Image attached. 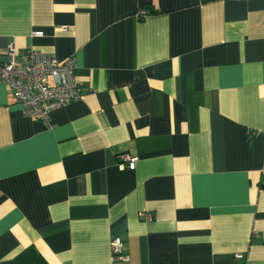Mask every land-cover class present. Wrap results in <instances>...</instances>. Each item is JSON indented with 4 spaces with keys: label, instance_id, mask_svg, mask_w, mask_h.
Returning <instances> with one entry per match:
<instances>
[{
    "label": "crops",
    "instance_id": "1",
    "mask_svg": "<svg viewBox=\"0 0 264 264\" xmlns=\"http://www.w3.org/2000/svg\"><path fill=\"white\" fill-rule=\"evenodd\" d=\"M11 49L81 97L46 123L0 78V264H264V0H0Z\"/></svg>",
    "mask_w": 264,
    "mask_h": 264
},
{
    "label": "built area",
    "instance_id": "2",
    "mask_svg": "<svg viewBox=\"0 0 264 264\" xmlns=\"http://www.w3.org/2000/svg\"><path fill=\"white\" fill-rule=\"evenodd\" d=\"M150 10L141 8L138 17L144 18ZM41 35V32H35ZM76 62L74 58L61 62L50 54L38 51L17 52L9 50L5 57L0 54V78L7 80L13 88L14 97L26 115L33 119L49 123V113L80 99V86L74 75ZM130 170L136 168V157L128 154L121 156ZM264 185V177L262 179ZM146 219L151 220L150 214ZM113 260H126L120 238L111 246Z\"/></svg>",
    "mask_w": 264,
    "mask_h": 264
}]
</instances>
